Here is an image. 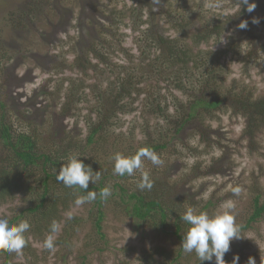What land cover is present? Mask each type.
Here are the masks:
<instances>
[{"label": "rangeland", "instance_id": "374dc122", "mask_svg": "<svg viewBox=\"0 0 264 264\" xmlns=\"http://www.w3.org/2000/svg\"><path fill=\"white\" fill-rule=\"evenodd\" d=\"M84 1H44L32 24L24 30L10 33L9 37L5 36L10 41L8 47L11 55L4 69L5 74H8V88H4L3 93L5 92L8 103L15 107L29 108L31 128L37 126V132L42 137L55 126L60 133L67 132L69 136L66 141H80L87 132L85 120L91 115V101L75 102L68 117L56 116L67 80L76 79V84H80L82 80L86 84L98 83L104 88L109 80L115 81L116 76L125 71L120 66L126 67L136 75L133 80L141 87V92L134 93L133 99H130L134 110L119 114L109 126L105 134L106 144L100 145L103 153L98 148L95 153L98 158L95 164L98 165L94 167V171H100L101 176L109 175L106 182L110 187L117 182L128 191L138 190L137 183L142 171L148 172L150 178L175 183L176 193L179 195L177 199L180 201L176 213L180 215L188 207H192L197 212H207L211 216L220 211L225 201L231 200L235 203L237 224L244 225L245 218L251 212L253 197L260 194V200L264 201V126L260 125L254 135L250 136L245 132V118L224 104L209 112L197 114L185 123L177 135L169 130L164 117H181L186 113V107L183 109L180 104L185 105L190 95H200L196 80L205 73V65L215 68L216 80L221 83L222 90L231 88L238 91L243 88L253 96L264 94V0H259L260 4L253 11V18H257L259 23H253L248 30L242 31L238 27L241 19L235 21L233 17L238 11L237 0H156L158 4L153 0H88L95 4V10L97 4L104 7L106 13L107 9L114 7L122 9L125 17L123 15L119 25L118 38H110L111 46H108L105 61L94 60L96 69H89L86 75L69 65L73 57L84 49V44L96 39L98 34L96 23L82 18L81 5L82 2L86 3ZM138 1L146 5L154 3L153 10L157 15L155 21L163 34L188 44L192 55L197 52L205 55L203 51H210L211 57L207 64L198 62L197 70L188 67L185 70L187 75L181 81L176 79L178 70L167 67V64L161 68L163 75L158 79V84L153 75L140 76L141 70L138 69L143 55L137 48L139 32L131 29L130 22L131 17L137 14L131 8ZM26 2L0 0V22L10 11L23 8ZM33 2L31 0L29 4ZM213 4L218 6L211 7ZM146 15L143 12L141 19L144 20ZM214 22L223 27L220 36H212L203 40L200 45H195L192 42L193 34ZM120 44L126 49V53L114 50ZM177 83L182 87L180 90L176 88ZM58 88L60 91H57ZM147 97L155 103V109V106L145 104ZM156 102H160L162 108ZM21 122L20 126L26 125L24 123L28 121ZM160 135L164 147L152 151L163 160V164L154 166L145 159L142 170L133 176L117 178L110 157L114 153L129 156L146 138L154 142ZM70 155L78 156V153L73 151ZM91 155L93 150L89 147L84 156L78 159L88 160ZM215 161L218 165L214 164L208 175L190 179L188 174L185 179L182 178L184 171L192 165L199 162L206 168V165ZM237 186L241 188L238 196L231 191V188ZM208 201L211 204L206 206ZM91 206V203L71 205L57 223V231L51 234L55 240L63 231L66 219L71 217L70 248L61 249L59 245H55L54 250H47L43 243L50 234L41 240L29 236V253H9V263L148 264L146 257L149 251L161 248L167 254L175 256L180 248L181 243L176 236L151 230L147 225L138 226L134 219L125 216L113 205V200L105 203V218L102 222L104 237L100 239L89 221L93 215L91 212L96 211ZM22 207L23 202L16 196L13 201L0 206V217L8 218ZM73 216L77 217L76 222L72 221ZM241 235L244 237L230 242V258L238 255L237 264H247L249 257L253 258L255 264H264V215L248 229L242 230ZM155 257L164 260L158 254ZM2 259L0 257V263ZM172 264L197 263L193 254L182 252V257Z\"/></svg>", "mask_w": 264, "mask_h": 264}, {"label": "trees", "instance_id": "16d2710c", "mask_svg": "<svg viewBox=\"0 0 264 264\" xmlns=\"http://www.w3.org/2000/svg\"><path fill=\"white\" fill-rule=\"evenodd\" d=\"M26 1L23 8L16 11L9 10L10 12L8 11L7 16H4L5 18L0 22V206L13 201L16 196H19L20 201L23 202V207L17 213L13 212L8 220L10 225L20 221H27L30 224L29 230L24 234L27 243L22 250L29 253V236L41 240L45 235H51L53 233L51 225L54 222L57 225L62 219V214L74 204L77 195L81 193L79 189L68 188L57 182L54 169L58 172L64 163L63 161L73 151H77L80 159L91 147V150H93L91 158L88 160L83 158L81 161L90 166L93 173H95L94 167L98 165L95 164L98 161L95 153L98 149L103 153V148L100 145L106 144L105 134L109 126L114 123L119 114L134 110L130 99H133L132 95L134 93L139 94L141 92V87L137 86V82L133 80L136 75H133L132 71L127 70L124 66H120L121 69H125L122 75L116 76L115 81L109 80L104 88L98 83L86 84L84 80L80 81V84H76V81L74 82L76 79L69 78L66 86L63 87L64 93L59 100L56 116L59 118L68 117L72 113L75 102L91 101V115L85 120L87 132L82 140L68 142L66 141L69 136L67 132L60 133L55 126H52L48 134L42 137L40 132H37V126L31 128L32 123L29 121L32 118L30 117V109L25 106L15 107L10 105L5 92L3 93V89L8 88V74L4 72L7 66L5 63L9 62L11 58L8 47L10 41L5 36L9 37L10 33L16 30H24L29 24H32L37 14H39L37 11L40 4H44V1L47 2V0H34L33 3L29 4L31 0ZM153 1L156 2V0ZM84 2L86 3L82 2L81 5L82 18L96 23L97 29L99 28L98 34L96 39L84 44V49L73 57L69 65L72 69L86 75L89 69H96L94 60L105 61L108 49L111 46L110 38H118L119 25L125 15L122 9L110 7L106 13L101 5L97 4L95 10V4L89 3L88 0ZM249 2H254L256 5L260 4L259 0H249ZM156 3L158 4V1ZM153 5L154 3L146 5L144 2L138 1L131 8V11H137V14L131 17V29L139 32L136 39L137 48L143 55L141 62H139V67L141 66L138 69L141 70L140 76L147 75L149 77L153 75L156 78V84H158V79H161L163 75L161 68L167 64V67H175L178 70L176 79L181 81L183 76L187 75L185 70L188 67L197 70L199 63L207 64L211 52L203 51L205 55H202V52L192 55L188 44H183L178 38L164 35L158 22L155 21L157 15L153 10ZM163 11L166 14L165 9ZM143 12L147 13L144 20L141 19ZM233 17L235 21L239 19L247 21V28L240 30H248L253 24L251 18L255 17V13H248L241 5L240 11L235 12ZM143 25L145 27L140 28ZM222 31L223 27L221 25L215 22L209 23L204 26V29L193 34L192 42L195 45H200L203 40L206 41L212 36H220ZM118 42L120 43V41ZM114 50L126 53V49L121 44ZM114 50L112 49V52ZM205 68V73L196 80L199 84L198 92L200 95L196 97L190 95L185 105L180 104L183 109L186 107V113L182 114L181 117H178V115H166L164 117L169 130H173L177 135L184 128L185 123L197 114L209 112L211 109L224 104L229 106L236 114H240L245 118V132L253 136L260 125L264 126V94L253 96L251 92H247L243 88L238 91L231 88L222 90L221 83L216 80L215 68L206 65ZM220 80L222 81L221 78ZM176 88L180 90L182 87L177 83ZM57 91H60V89L58 88ZM49 94L52 93L49 92ZM145 104L155 106L154 109L156 108L155 103L149 100L148 97ZM156 104L160 106L161 103L156 102ZM158 109L160 110V108ZM17 114L20 116H17ZM20 120H27L28 122L24 123L26 125L20 126L22 123ZM199 131L200 136H202V130ZM160 139H163L161 135L155 138L154 142L146 138V141L129 156L136 154L140 149L146 148L152 151L164 147ZM214 164H217V161L206 165L205 168L202 163L198 162L187 168L182 178L185 179L188 174H190V179L195 176H206L211 172ZM108 176L102 175L101 179L95 183L89 181L87 190L99 192L103 187L109 186L106 182ZM126 176L121 177L118 175L117 178H125ZM151 180L153 181L151 190L138 189L136 191H128L126 187L115 182L112 187L109 186L112 194L107 200L97 197L95 201L91 202L96 211L91 212L93 215L89 221L100 239L104 237L102 232V222L105 218L104 206L106 202L113 200V205L121 210L125 216L134 219L138 226L147 225L151 230L163 234H173L181 243L183 233L188 225L182 221L181 215L176 213L180 201L177 199L179 195L176 193L175 183L169 184L160 178L158 180L151 178ZM208 204H211V201H208L206 206ZM92 206L91 208H93ZM263 215L264 201H261L260 194H257L252 199L251 212L245 218V224L240 226L241 231L248 229L252 223L258 221ZM76 220L77 217L73 216L72 221L76 222ZM71 226V218L66 219L63 231L54 240L55 245H59L61 249L64 247L70 248L71 246L69 242L72 234L69 230ZM182 252L183 250L179 248L173 256L167 254L161 248H156L149 251L148 255L146 254V263H177L179 258L182 257ZM157 254L163 257L164 260L157 259L155 257ZM191 254L196 257L194 252ZM0 257L3 258L0 264H10L8 252L0 250ZM168 259L169 262L167 263ZM223 259L226 264H231L232 259L229 252L224 255ZM196 263L200 264L197 257ZM201 264H214V259L212 262L203 261Z\"/></svg>", "mask_w": 264, "mask_h": 264}, {"label": "clouds", "instance_id": "9594fccd", "mask_svg": "<svg viewBox=\"0 0 264 264\" xmlns=\"http://www.w3.org/2000/svg\"><path fill=\"white\" fill-rule=\"evenodd\" d=\"M238 11L241 5L248 13H252L256 4L249 0H237ZM215 7L218 5H210ZM252 23H259L257 18L252 19ZM247 21H241L238 25L240 29H246ZM77 155H69L63 161L64 163L55 172L57 182L65 187L79 189L81 193L74 200L76 206H82L86 203H91L99 197L102 200H107L111 196L109 186L103 187L99 192L87 190L89 181L95 183L101 179V172L93 173L90 166L85 165L78 159ZM150 161L154 166H161L163 160L153 151L149 149H140L136 154L125 156L121 153H114L110 160L113 162V172L121 177L133 176L137 171L142 170L143 161ZM153 181L146 171L141 172V177L137 183V188L140 190H151ZM87 190V191H86ZM231 191L234 195L241 193L240 187H233ZM71 218V217H69ZM182 221L188 225L183 233L180 248L184 253H195L198 260L201 262L209 261L214 264H226L223 259L224 255L230 250V242L233 239H241V227L236 222L235 203L231 200L225 201L221 205L220 211L213 215L207 212H197L194 208L188 207L181 215ZM30 224L27 221H20L14 225H10L8 218L0 217V250L8 253H22L26 246L25 233L29 230ZM51 231H57L55 222L51 225ZM43 247L47 250H54L55 243L52 236H48L43 243ZM238 255H234L231 264H237ZM247 264H255L253 258L249 257Z\"/></svg>", "mask_w": 264, "mask_h": 264}]
</instances>
